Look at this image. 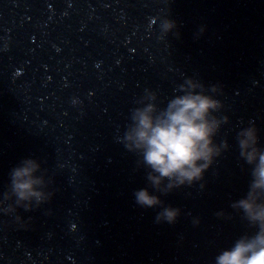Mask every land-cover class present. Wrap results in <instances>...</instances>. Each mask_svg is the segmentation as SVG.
Listing matches in <instances>:
<instances>
[{"label": "water", "instance_id": "95a60500", "mask_svg": "<svg viewBox=\"0 0 264 264\" xmlns=\"http://www.w3.org/2000/svg\"><path fill=\"white\" fill-rule=\"evenodd\" d=\"M164 18L176 28L161 38ZM187 77L222 86L214 140L229 148L161 195L181 214L156 223L134 196L147 170L120 138L133 109H163ZM250 120L264 148V0H0V200L26 157L54 192L0 212V264H215L256 231L230 206L251 181L236 140Z\"/></svg>", "mask_w": 264, "mask_h": 264}, {"label": "clouds", "instance_id": "9594fccd", "mask_svg": "<svg viewBox=\"0 0 264 264\" xmlns=\"http://www.w3.org/2000/svg\"><path fill=\"white\" fill-rule=\"evenodd\" d=\"M174 28L175 21L164 18L160 23L161 38ZM177 91L180 94L163 109L152 103L133 109L131 123L120 138L147 170L146 179L152 191L139 189L134 196L141 207L159 208L156 223L175 224L181 214L180 208L166 205L161 195L202 181L215 159L229 148L227 141L217 144L214 140L222 124L228 122V117L216 115L223 108L215 98L223 94L222 86H206L196 77H187ZM236 140L240 158L251 166V181L246 195L230 206L242 212L243 219L256 231L242 235L230 248L222 250L215 257V264H264V148L259 146L258 129L251 120L238 131ZM46 175L39 160L23 158L9 173L0 212L12 214L18 207L32 211L49 202L54 192L48 187L53 181L46 179ZM8 201L14 203L4 206ZM16 220L21 221V217L17 215ZM193 223L199 224V220Z\"/></svg>", "mask_w": 264, "mask_h": 264}]
</instances>
